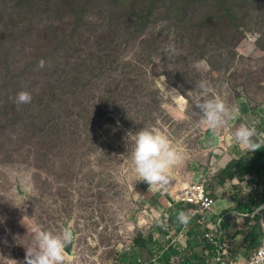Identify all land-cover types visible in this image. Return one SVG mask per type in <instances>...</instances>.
Segmentation results:
<instances>
[{
	"label": "rangeland",
	"instance_id": "rangeland-1",
	"mask_svg": "<svg viewBox=\"0 0 264 264\" xmlns=\"http://www.w3.org/2000/svg\"><path fill=\"white\" fill-rule=\"evenodd\" d=\"M44 4L47 9L38 19L56 34L43 35L42 26L31 25L27 15L6 19L0 4V145L8 149L38 147L53 159V165L35 163L32 169H40L39 176L65 174L63 179L72 180L55 183L49 178L39 186V176L31 180L24 164L0 166V264H25L26 250L35 245L34 225L54 235L71 226L74 239L66 264H123L118 261L120 253L128 252L138 236L155 233L164 241V235H172L176 223L169 220L172 207L163 209V203L171 204L183 184L210 170L212 191L218 199L231 189L221 182L224 175L218 177L227 147L210 152L203 150L200 142L205 135H217L224 141L222 137L241 124L254 123L260 133L259 120H264V23L245 14L239 24L242 35L233 25L222 29L215 39L224 40L217 44L221 54L207 49L192 65L204 78L212 60L221 72L214 93H226L230 107H237L233 100L238 96L247 104L238 108L236 120L214 133L202 123V114L192 104L198 92L185 96L173 86L181 61L168 39L178 42L180 37L162 34L166 14L152 21L145 19L139 7L112 4L101 35L87 41L69 34L62 0ZM85 4V16L96 18L99 0H86ZM41 60L43 68L39 67ZM20 91L30 92L32 102L18 108L15 99ZM260 103L258 115L249 113ZM59 105H75L68 112L76 125L60 116ZM127 111L131 112L129 120ZM126 120L131 124L125 125ZM153 127L188 154L159 190L137 180L132 164L134 141L129 136ZM122 130L129 137H120ZM244 154L240 152V156ZM102 174L110 176L109 184H97ZM259 177L264 179L263 174ZM234 191L242 195L237 187ZM97 194L98 204L94 199ZM238 225L245 230L243 223ZM145 254L141 252L142 261H146L142 263L152 258Z\"/></svg>",
	"mask_w": 264,
	"mask_h": 264
},
{
	"label": "trees",
	"instance_id": "trees-1",
	"mask_svg": "<svg viewBox=\"0 0 264 264\" xmlns=\"http://www.w3.org/2000/svg\"><path fill=\"white\" fill-rule=\"evenodd\" d=\"M3 1L4 4H0L4 8L2 15H4L6 19L27 15L30 16L31 25L39 24L42 26L43 31L41 33L43 35H50L55 32L54 29H50L49 24L41 22L38 19L39 13H41L38 4H31L28 0ZM85 1L86 0H62L65 12L63 16L67 23L69 34L78 36L80 39L84 38L87 41L101 35L100 30L107 19V9L112 4L122 3V5H127L126 3H128L132 8H140L145 19L152 21H159L162 15L166 14L164 31L162 34L176 35L180 37L178 42L171 38H169L170 40L168 39V41L171 42L169 45L173 48V51L179 55L181 61L180 74L173 78V86L185 96L190 92H199L200 89L197 85L201 81H207L212 89H214L219 82L221 72L219 68L216 69L212 60L208 62L209 72L208 76L204 78L197 75L196 71L192 68V65L207 49L221 54V49L217 44L219 42H224V40L215 42V39L222 29L228 30L233 25L236 32L242 35L239 24L245 14L252 20L264 23V0H99V5L94 10L97 11L96 14L98 15L96 18L92 19L85 16ZM90 1L92 2L93 0ZM173 5L175 6L173 7ZM10 33L11 32H8V35ZM55 81L56 84L60 85V77L56 76ZM132 84L133 82L130 81V85ZM133 89L137 90L135 87H133ZM237 99V101L233 100V103L236 104L237 108L241 105L247 106L246 103L241 102L240 96H238ZM262 105L263 103H260L255 108H251L249 113L258 115L262 111ZM59 106L62 111V113L60 112V116L62 117L63 115V117L69 120L71 115L68 111L75 105L65 107L62 105ZM130 113V111L126 112L127 120H129ZM49 117L51 118L53 115L51 114ZM119 118L121 119V117ZM127 120L125 125H130L131 123H127ZM69 122L75 124L70 120ZM202 123H204V121ZM241 123L242 120H240V124ZM78 125H80V123H78ZM262 125L264 126V122H262ZM122 129L125 128L122 127ZM200 130L205 129L204 127H200ZM120 137L126 138L129 136L124 130H122L120 132ZM254 139L260 145L259 149L252 151L254 152V155L250 160L232 162L226 170L221 171L219 175H224L222 179L223 182L227 178H234L237 176L244 177L245 174H251L257 170H263L264 145L262 144V141L264 140V133L262 136H257ZM37 154L39 156H37ZM52 160L53 159L49 154L35 146L18 145L14 148L8 149L3 148L0 145V166H11L19 163L24 164L28 168L26 171L29 172L31 180L37 178L41 173L40 169L37 171L32 169L35 167L36 162H39L42 166L53 165ZM64 175L65 174H49L45 177L39 176V186L45 184V181L49 178L55 183H70L72 179H63ZM96 182L97 184L101 183L102 185L109 184L111 182L110 176L102 174ZM84 186L87 187L85 184ZM56 187L59 188L60 186L56 185ZM138 187L139 186L135 189ZM98 188H100L99 192L101 197L102 189L99 185ZM140 188L143 190L141 186ZM255 196H257L255 201L249 203L241 199H234L235 210L244 214L253 212L259 207L260 203L264 201V198L259 200V193H256ZM94 199L99 200L98 194L97 196L94 195ZM165 204L166 203H163V206H165ZM139 209L141 210V204ZM189 209V206L184 207V204L172 201L171 211L173 217L169 220L179 221L176 219L178 214L181 211L184 213L188 212ZM190 214L191 213H188V216ZM255 220L259 221L260 217H257ZM245 221L246 225H248L251 219H246ZM223 226L227 227L228 223H223ZM158 228H160V226H157V230ZM251 228L252 229L247 232L246 240L249 238L251 242L254 241L253 245L256 247L262 239L263 233L258 225H252ZM189 234V238L191 239H184V243L181 242L177 244V247H183V250H178L171 244L169 235H167L168 238L164 235L166 238L164 241L158 239L153 233L146 236L140 235L133 239V244L130 246L128 252L120 253L122 258L118 261L124 262L123 264H175L176 257H178L181 261L179 264H204L209 261L208 259H210V261L213 260L217 255L216 251L218 246L214 243L211 244L204 239L200 230H191ZM142 251L147 252L145 255L152 257L149 261L147 260V263H142L146 262L141 259Z\"/></svg>",
	"mask_w": 264,
	"mask_h": 264
},
{
	"label": "clouds",
	"instance_id": "clouds-1",
	"mask_svg": "<svg viewBox=\"0 0 264 264\" xmlns=\"http://www.w3.org/2000/svg\"><path fill=\"white\" fill-rule=\"evenodd\" d=\"M28 2L31 4H38L40 12H45L47 9L44 4L47 2L46 0H42V4H39L35 0H28ZM256 38H259V34H257ZM201 63H203V61H201ZM39 67H44L43 60L39 62ZM197 87L200 91L197 93L192 104L199 109V113L202 114L204 122L214 133L221 131L228 125L229 121H234L239 117L238 108L235 106L230 107L224 98L226 93L224 96L214 93V90L207 81L199 82ZM225 88H227V85H225ZM181 100H183L184 104L185 101L182 96ZM31 102L32 95L28 91H20L15 99V103L18 108L22 105L30 104ZM262 122H264V120L260 119L258 124L260 127L259 134L254 123L252 126H249L248 124H241L234 132H230L228 136L222 137L224 138V141H221V137H217V135H205L201 139L200 147L207 151H214L219 148L225 149L227 147L225 150L226 160L220 163V173L221 171L226 170L232 162L248 161L253 157L254 152L252 151H256L260 147L254 138L262 136L264 133V126L262 125ZM206 132L208 133L209 131L206 130ZM208 134L212 133L209 132ZM129 136L132 137L134 141V148L132 151L134 173L137 180L146 183L150 189L159 190L164 187L173 175L174 169L177 166L182 165L188 158L187 150L183 146L175 144L168 135L155 127L142 129L135 135L129 134ZM209 138H216L217 144H212L210 148H203L202 143ZM225 142L226 145H224ZM236 144L239 145L240 148H234L232 150L233 146ZM262 144L264 145V140L262 141ZM240 152H244L245 154L240 156ZM231 155L233 158L232 160H230ZM262 166L263 170H257L251 174H245L244 177L237 176L234 178H227L224 182H221H223V185L226 182V184L231 187L234 199H241L249 203L251 201H255L257 197L255 196L256 193H259V200L263 199L264 179L259 177L261 174L264 175V165ZM209 174L210 170H205V173L202 172V174H200L201 176L199 175L196 179H191L190 183L183 184V189L182 191H179V195L172 196L171 200L173 202L184 204V207L189 206L190 209L188 212H185L186 214L183 211L178 214V220L180 222L172 221L177 224H172V235L174 236V239L172 235H169L171 244L178 250H183L184 248L177 247V244L181 242L184 243V239H191L189 238V232L191 230H200L204 239H206L209 243H214L218 246L216 251L217 255L213 258V260H211L213 261V264H216V259H222L228 255L226 254V250L230 249V244H232V246L236 244L237 236L241 235L242 232L247 234V232L252 229L250 227L251 229L248 230L249 225H258L263 233V241L257 247L250 261L245 263L251 264L257 252L264 245V201L261 202L259 207L251 213H240L234 208L236 211L235 213H237L239 217H242V220L244 221H231L233 220L232 216L225 219L224 216H226L229 211L222 212V215H220L221 217L219 216L216 221H210L213 218L212 211L218 202V198L217 194L212 191V179L209 177ZM219 176L220 175L218 174V177ZM201 179H203V181ZM195 185L203 186L207 191L208 196L214 199V204L210 209L203 210L202 207L197 205L195 202L191 203L182 200V196L185 192L190 190V188ZM235 187L242 192V195H235ZM226 192L228 193L231 191L230 189H227ZM96 202L98 204V200H96ZM171 204L167 201V205L163 208H171ZM188 213L191 214L188 216ZM257 217H260L259 221L255 220ZM192 218H195L196 220L193 221ZM246 219H251L248 225H246ZM189 220L192 221L187 223ZM225 222L228 223L230 233L227 228L223 226V223L225 224ZM239 223L244 224L245 230H242L241 227H239ZM188 226H191V228ZM232 228L239 229V231L234 232ZM186 229L187 232H185ZM33 233L35 236V245L26 250L25 264H66L68 254L65 252V247L74 239L71 226L65 227L59 234L54 235L51 231H46L39 225H34ZM154 235L156 234L154 233ZM159 236L156 235L157 238H159ZM160 238H162V236H160ZM238 239L240 238L238 237ZM208 260L209 261L204 264H211L210 259ZM179 263H181V261L178 257H176L175 264ZM13 264H17V262L13 261Z\"/></svg>",
	"mask_w": 264,
	"mask_h": 264
},
{
	"label": "crops",
	"instance_id": "crops-1",
	"mask_svg": "<svg viewBox=\"0 0 264 264\" xmlns=\"http://www.w3.org/2000/svg\"><path fill=\"white\" fill-rule=\"evenodd\" d=\"M201 180L203 181V179H201ZM230 191L231 192H228L222 199H218V202L212 211L213 212V218L210 221H216V219L220 215H222V212H224V211H229V213L226 214V216H224L225 219L232 216L233 220H231V221H244V220H242V217H239V215L237 213H235L236 211L234 210L235 202H234L233 190L230 189ZM220 203L221 204L223 203V205H220ZM172 217H173V214H172ZM176 219H178V217ZM192 220L195 221L196 219L192 218ZM177 222H180V221H177ZM189 222H191V221H188L187 223H189ZM250 227L251 226L249 225L248 230L251 229ZM226 228L229 231V226H227ZM185 232H187V229L185 230ZM229 233H230V231H229ZM157 236H159V235H157ZM238 237L240 239H238ZM245 237H247V234H245L243 232L241 233V235L237 236L236 244L233 246H232V244H230V249L226 250V254H228V255H226L225 258L216 259V264H221L223 262H225L227 264H245L248 261H250L251 257L254 255L257 247L262 243L263 238L260 240L259 244L255 247L253 245L254 241L251 242V240L249 238H248V240H246ZM159 238H160V236H159Z\"/></svg>",
	"mask_w": 264,
	"mask_h": 264
},
{
	"label": "built area",
	"instance_id": "built-area-1",
	"mask_svg": "<svg viewBox=\"0 0 264 264\" xmlns=\"http://www.w3.org/2000/svg\"><path fill=\"white\" fill-rule=\"evenodd\" d=\"M182 200L196 203L200 205L203 210H208L214 204V199L208 196L207 191L203 186L195 185L190 188V190L186 191L182 196ZM221 264H227L225 262ZM251 264H264V245L255 255L253 262Z\"/></svg>",
	"mask_w": 264,
	"mask_h": 264
},
{
	"label": "water",
	"instance_id": "water-1",
	"mask_svg": "<svg viewBox=\"0 0 264 264\" xmlns=\"http://www.w3.org/2000/svg\"><path fill=\"white\" fill-rule=\"evenodd\" d=\"M212 144H217V140L216 138H209L207 140H205L203 143H202V147L203 148H210L212 146ZM70 247H71V243L68 244L66 247H65V252L66 253H70Z\"/></svg>",
	"mask_w": 264,
	"mask_h": 264
}]
</instances>
